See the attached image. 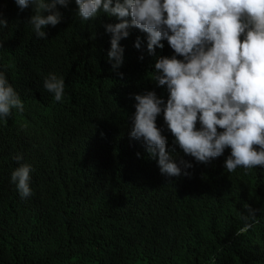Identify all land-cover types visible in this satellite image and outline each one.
Returning a JSON list of instances; mask_svg holds the SVG:
<instances>
[{"label": "trees", "instance_id": "obj_1", "mask_svg": "<svg viewBox=\"0 0 264 264\" xmlns=\"http://www.w3.org/2000/svg\"><path fill=\"white\" fill-rule=\"evenodd\" d=\"M31 14L0 0L8 24L0 70L25 105L0 123V264H264V171L226 173V150L170 180L128 136L132 96L164 95L148 73L156 57L172 54L166 42L149 56L140 31L120 41V79L99 21L83 25L69 15L60 28L45 26L40 40L26 25ZM50 71L66 85L54 104L41 84ZM162 134L171 146L166 128ZM16 153L35 169L24 200L9 182ZM242 203L261 208L262 219L237 235Z\"/></svg>", "mask_w": 264, "mask_h": 264}, {"label": "clouds", "instance_id": "obj_2", "mask_svg": "<svg viewBox=\"0 0 264 264\" xmlns=\"http://www.w3.org/2000/svg\"><path fill=\"white\" fill-rule=\"evenodd\" d=\"M19 11L30 7L26 25L44 40L45 26L59 28L71 15L80 24L99 21L97 36L107 43L110 70L123 65L120 41L134 32L144 35L146 52L167 46L171 55L155 58L148 79L154 90L134 94V112L128 118L130 139L139 142L159 173L170 180L189 177L198 163L227 155L223 169L230 174L264 171V0H13ZM8 27L0 17V32ZM62 51L67 45L59 41ZM133 47L139 50L141 40ZM143 59V55L138 57ZM50 103L65 97L64 77L55 72L41 76ZM24 101L0 70V123L12 110L22 113ZM162 117L163 125L156 120ZM164 128L172 136L169 146ZM255 146V147H254ZM139 158L140 154H136ZM16 167L9 182L24 200L33 195L35 171L22 153L12 156ZM262 169V170H259ZM238 212L247 233L261 222V208L242 203Z\"/></svg>", "mask_w": 264, "mask_h": 264}]
</instances>
